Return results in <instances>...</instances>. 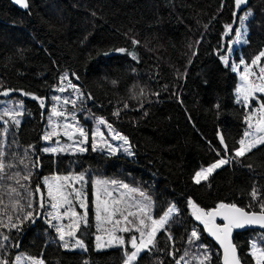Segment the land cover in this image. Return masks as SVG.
<instances>
[{"label":"trees","instance_id":"obj_1","mask_svg":"<svg viewBox=\"0 0 264 264\" xmlns=\"http://www.w3.org/2000/svg\"><path fill=\"white\" fill-rule=\"evenodd\" d=\"M28 2L22 11L10 0H0V114L1 104L22 106L18 125L9 117L0 119V153L14 165L0 174V261L14 264L21 253L44 264H124L133 248L127 243L97 250L93 222L86 230V250L64 248L51 226L56 223L48 215L44 178L84 174L90 185L95 177H104L141 189L151 198L153 218L173 204L178 209L165 225L168 231L156 234L155 247L149 246L133 264H200L205 249L211 257L205 264H222L219 248L188 200L206 211L224 203L261 212L264 145L231 159L256 103L247 106L238 97L239 76L222 57L248 9L252 16L240 53L251 63L263 51L264 0H250L244 9H237L234 0ZM117 48L135 52L138 59ZM235 59L239 61L238 54ZM67 82L76 85L80 119L91 126L103 118L128 138L133 156L91 146L75 154L43 151L50 106ZM221 157L231 162L197 184L196 172ZM33 211L26 219L25 213ZM194 229L200 238L189 244ZM234 240L241 262L256 264L251 244L258 241L264 248V232H237Z\"/></svg>","mask_w":264,"mask_h":264},{"label":"snow or ice","instance_id":"obj_2","mask_svg":"<svg viewBox=\"0 0 264 264\" xmlns=\"http://www.w3.org/2000/svg\"><path fill=\"white\" fill-rule=\"evenodd\" d=\"M17 4L22 6L23 8H28V2L27 0H15ZM247 0H235V7L237 9L240 8L242 4H246ZM95 15V13H93ZM248 15H251V13H248L244 16V20L248 19ZM243 23V21H241ZM229 31H231L232 26L231 25H226L225 26ZM132 43L139 44V41L133 39ZM247 43V41H245ZM116 52L124 53L128 52L127 49L125 48H117L114 49ZM104 55H109V52L105 51L103 53ZM128 54L132 57V59L136 60L138 59L137 55L135 52H128ZM264 57V51H261L252 61V65H257L258 62L261 60V58ZM224 60L225 64H228L227 57L222 58ZM241 63L244 64V71L241 74V79L245 81V84L241 85L239 92L242 94L243 99L245 103L249 101L250 97H254L255 93L259 92L264 94V67H260V74L258 76V79L261 80L260 84H256L254 81L250 80L249 77L255 75V73L252 72L251 67L246 63L245 61L241 60ZM233 71H236V67L232 68ZM78 78V77H77ZM113 84L116 82L113 81ZM70 86L74 89H76V85H71ZM64 88L58 89V91H64ZM9 93L8 91H5L2 93V95L7 96ZM141 94H143V89H141ZM25 95H28V93H25ZM33 99H39L38 97L33 96ZM55 99H60V97H55ZM71 102L73 106H75V100L69 101V100H64V103L67 104ZM239 103V101H237ZM41 106H43V100L40 101ZM127 107V105H125ZM257 111L260 112V117L259 119L256 120L255 126L251 123L252 117H248V126L249 128L254 127V132H244V137L239 140V147L234 149L235 156L232 157L231 159H235V157H243L246 155V153L251 152L254 148H256L258 145H264V102L260 103L259 108ZM53 115H63L62 112H57L56 108L53 107L52 109ZM21 113L19 111H16L14 109H9L5 108L3 113L0 114V119L3 117H9L12 119V122L15 124H19V120L15 119L16 116L20 115ZM114 115H119V111L115 112ZM100 124H104L108 127L109 130H112V125L107 123L103 118L99 119ZM72 127L71 125H65V135H68L69 138L71 139L72 133H69L67 131L68 128ZM75 132H78L80 137H82L81 143H85L88 140V134L85 132V130L82 127H78L74 129ZM114 131V130H113ZM52 135H57L55 131V125L53 126V131L50 133H46L44 135V139L48 140ZM97 136H100L103 139V134L100 133L98 130L96 132ZM112 139H118L123 141L125 145L129 144L128 138L126 136L121 135L120 133H115L112 137ZM220 143L223 145L224 151H228V146L224 142V137L221 135L220 136ZM96 149L95 143L93 144V150ZM108 149L112 154H115L117 151H119V148L112 147V145H108ZM58 150L62 149H57V148H45L43 151L45 152H51V153H56ZM87 149L80 148V151H86ZM124 151L132 155L130 148H124ZM27 152V150H26ZM3 153H0V174H3L5 172L6 168L13 167L14 165L12 164H6L4 159H3ZM219 155V153H217ZM231 159L221 157L219 160L216 162L210 164L208 167L203 168L201 171L196 172L195 174V182L199 184L202 180L206 181L208 177L218 168L222 167L225 164H228L231 162ZM23 163V161H21ZM0 179H3V175H0ZM24 180L30 179V173L28 175H25L23 177ZM59 179V178H57ZM64 179H68L65 177ZM79 180H83L84 177L83 175L78 177ZM17 184L20 183L19 180L16 181ZM47 183V181H46ZM106 184L107 182H101L97 181V184ZM112 184H116L117 181L113 180L111 181ZM24 187V185H21ZM123 188L128 189L130 192H137L139 191L136 188H129V185L127 184H122L121 185ZM48 187V195L51 198L52 201H55L54 203L51 204V207L53 209H58L61 205L63 204H69L71 205V201L68 199V196L71 195V192H65L63 190V186L60 184H55V183H47ZM12 192H15L16 189H11ZM37 192L40 191L39 186L36 189ZM76 197L80 200V206L81 208L85 209V212L83 216H80L79 213H76L72 211L71 207H69L65 214L66 215H71L72 217H77V219H74L70 224H68L66 227L68 231H65V226H57V225H51L54 227L59 234V239L60 241H63V247L64 248H69V242L65 240V237H75L76 231L80 227L81 221L87 226V204H86V197L82 195V192L80 190H74ZM105 194L107 196H111L110 192H107V189H104ZM140 195L144 197L147 201L148 204H137L135 205L137 211H132L131 208L133 205H128L125 204L123 207H116V205H120L122 203L121 200H100L99 197V190L97 191L96 194V220L100 221L101 220V212L103 211L104 213H107V220L109 222H112V217L119 213L122 218H123V223L125 225L132 224L133 221L129 220V217H133L134 219H138V223L142 227H137L135 230L140 233V238L139 242L137 240L136 236H132L130 238V243L133 249L135 251H132L131 254H127V259L125 260L124 264H133L134 261L137 260L138 254L145 249H149V246L155 247V239H156V234L160 230H164L167 232L168 230L165 228V225L168 223L169 219L172 217L173 213L179 214L178 209L176 206L173 204L170 207L167 208V210L163 213V215L159 219L153 218L151 215H149L150 211V205H151V198L146 196L145 193L140 192ZM250 195L255 199L257 198V190L255 188L252 189L250 192ZM189 206L193 209V215L197 220H200L205 227V230L209 232L212 236L216 238V240L221 244V246L224 248V264H240V260L236 254V248L235 246L231 243V233L233 228H241L244 227L246 224L247 225H259V227L264 228V203L260 204L261 212L260 213H255V212H247L241 208H238L235 204H224L220 203L216 208L206 211L203 208H200L198 205H196L191 199L188 200ZM31 203L29 204V207H31ZM39 207H43V196L41 195V199L39 201ZM35 212H27L25 213V218H31ZM48 215L51 217V219L54 220H59L61 218V214L57 211L55 213H48ZM147 217L148 220L151 221V225L149 226L148 224L145 223V219L143 217ZM216 216H221L226 223L223 225L216 224L215 223V218ZM9 220H11V217H9ZM50 223V221H49ZM121 220H115L114 224L119 225L121 224ZM148 229L147 231H144L143 229ZM120 231L128 232L130 231L129 227L124 226L120 229ZM2 235V234H0ZM199 234L198 232L194 229L191 232V235L188 239L189 244H195V241L199 240ZM4 239L7 240L8 237L4 236ZM97 241H100V237H96ZM112 239L116 240L120 245H123L125 243L123 237H112ZM168 239L171 240V233L168 232ZM111 240L109 241V246L111 245ZM74 247H79L84 250H86V247L83 243L82 240L76 239ZM102 247L101 244H97V248ZM253 252L252 255L255 257L256 264H264V250L257 249L256 245H253ZM150 250V249H149ZM183 259V258H181ZM210 255L207 253V250H204L203 253V259L201 260L200 264H205V262H210ZM0 264H8L7 260H2L0 261ZM35 264H44L43 260H37L35 261ZM177 264H179V261H177Z\"/></svg>","mask_w":264,"mask_h":264},{"label":"rangeland","instance_id":"obj_3","mask_svg":"<svg viewBox=\"0 0 264 264\" xmlns=\"http://www.w3.org/2000/svg\"><path fill=\"white\" fill-rule=\"evenodd\" d=\"M252 11L251 10H246L243 13L242 21L240 25L239 32L237 33V36L233 43L231 44L230 49L227 51V53L223 57H227L228 64L230 65L231 68L236 67V73L239 76V84L237 86V94L238 97L244 101L242 94L239 92V89L241 85L245 84V81L241 79V74L244 71V64L241 63V60L245 61V59L242 57V54L240 53V48L243 44H245V41H247V35H248V28H247V21L248 19L252 16ZM248 13H251V15H248V19L244 20V16ZM264 51V49H263ZM235 54L239 55V61L235 59ZM222 57V58H223ZM223 60V59H222ZM224 62V60H223ZM246 62V61H245ZM247 63V62H246ZM225 64V63H224ZM248 65L251 67V70L255 75L250 76L249 79L254 81L256 84H260L261 80L258 79V76L260 74V67H264V57L261 58V60L258 62L257 65H252L251 63H248ZM60 88H64V91H59L56 94V97H60V99H55L54 98V103L51 104L50 106V111L48 112L47 116V126L45 130L46 133H50L53 131V126L55 125V131L57 135H52L48 141H45V145L43 146V149L45 148H57V149H62L58 150L56 153L52 154H57V153H84L88 150V148L91 146L93 148V144L95 143L96 149L102 150L105 149L109 151L108 145H112V147L119 148V151L116 153H123L128 156H133L134 152L132 150V147L130 145V142L128 145H125L123 141L118 140V139H112L113 135L115 133H120L121 135L125 136L123 133L117 131L114 127H112V130H109L108 127L104 124H100L99 120H95L94 124L91 126H88V123L84 122L83 120L80 119L79 113H80V107L77 106L78 103V92L77 90H74L71 86L70 83L67 82L65 85L61 86ZM59 88V89H60ZM75 100V106L71 102L65 104L64 100ZM42 99H39L41 101ZM251 100L254 101L256 104L252 106V109L249 111L247 120H246V129L245 131L248 132H254V127L249 128L248 126V117H252L251 123L253 126H255L256 120L259 119L260 117V112L257 111L259 108L260 103L264 102V94L262 93H255L254 97H250L249 101L246 103L247 106L251 104ZM45 101L43 100V107L45 106ZM14 110L19 111L22 113V106L19 104H14ZM53 107L56 108L57 112H62L63 115H53L52 109ZM5 108L12 109L10 106L1 104V109L4 111ZM17 119V116L15 117ZM19 120V118L17 119ZM71 125L72 127L68 128L67 131L69 133H72L71 139L69 138L68 135H65V125ZM82 127L85 132L88 134V140L85 143H81L82 137H80L78 132H75L74 129ZM97 130L103 134V139L100 136L95 135ZM114 130V131H113ZM243 138H245L243 136ZM45 140V139H44ZM129 141V140H128ZM130 148V151L132 155L127 154L124 151V148ZM80 148L87 149L86 151H80ZM45 152V151H44ZM110 152V151H109ZM46 153H51V152H46ZM217 170V169H216ZM201 171V170H200ZM83 175L84 179L79 180L78 177ZM67 177L68 179H64ZM59 178V179H57ZM114 179L110 178H104V177H95L90 185L89 181L87 180L86 176L84 174H53L46 176L44 178L45 186H46V197L48 199V204L50 206V210L48 213H55L59 212L61 214V218L59 220H53L57 226H65V231H68L67 225L70 224L74 219H77V217H72L71 215H66L65 212L66 210L71 207L72 211L79 213L80 216H83L85 209L81 208L80 206V200L76 197L75 191L74 190H80L82 192V195L86 197V204H87V226L81 221L79 229L75 233V237H65V240L69 242V250H84L79 247H74L75 240L80 239L83 241L86 249H87V241H86V236H88V232L86 231L88 229V226L93 225L95 227V232H93V237H94V242H95V247L97 250H104L108 249L112 246L115 245H120L116 240L112 239V237H123L125 243L122 245L126 247L127 243L130 244V238L132 236H136L137 240L139 242L140 238V233L137 232L135 229L137 227H142L138 223V219H134L133 217H129V220H132V224L125 225L123 223V218L122 216L117 213L112 217V222H109L107 220V213H104L103 211L101 212V220L97 221L96 220V194L97 191L99 190V197L100 200L103 201L105 199L111 201V200H121L122 203L120 205H116V207H123L125 204L128 205H133L131 208L132 211H137L135 205L137 204H148V201L140 195L141 189L130 186L129 188H136L139 191L137 192H130L128 189L123 188L121 185L126 184L125 182L122 181H117L116 184H112L111 181ZM55 183V184H60L63 186V190L65 192H71V195L68 196V199L71 201V205L69 204H63L61 205L58 209H53L51 207V204L54 203L55 201H52L51 198L48 195V187L47 183ZM97 181L101 182H107L106 184H97ZM128 185V184H127ZM107 189V192L111 193V196H107L105 194L104 189ZM41 198V195H40ZM151 206V205H150ZM149 215L152 216V210L150 207V211L148 213ZM174 214V213H173ZM162 216V215H161ZM160 216V217H161ZM153 217V216H152ZM155 218V219H159ZM51 218V217H50ZM145 219V223L148 224L149 226L151 225V221L147 219V217H143ZM121 220L122 223L119 225L114 224L115 220ZM124 226L129 227L130 231L124 232L120 231V229ZM144 231H147L148 229H143ZM80 232L82 234L80 235ZM159 232V231H158ZM157 232V233H158ZM99 236L101 239L100 241H97L96 237ZM111 242V245L109 246V241ZM62 245H63V241ZM101 244L102 247L97 248V244ZM253 245H256L257 249L264 250V248L258 244V241H253L251 244V253L253 252ZM132 247V246H131ZM146 250V249H145ZM135 251V249H133ZM142 250L138 256L143 252ZM255 258V257H254ZM127 259V257H126ZM37 260H42L40 258H35L31 257L26 254H18V257L15 260L14 264H35V261ZM256 261V260H255Z\"/></svg>","mask_w":264,"mask_h":264},{"label":"water","instance_id":"obj_4","mask_svg":"<svg viewBox=\"0 0 264 264\" xmlns=\"http://www.w3.org/2000/svg\"><path fill=\"white\" fill-rule=\"evenodd\" d=\"M235 1V0H234ZM10 2L13 4V5H15L18 9H20V10H22V11H26L28 8H29V6H28V8H23L22 6H20L19 4H17L16 2H15V0H10ZM27 2H28V0H27ZM249 3H250V0H247V3L246 4H242L241 6H240V8L239 9H244V8H246L248 5H249ZM28 5H29V2H28ZM238 208H241V209H243V210H245V211H247V212H249V213H251V212H255V213H260V211H248V210H246V209H244V208H242V207H240V206H237ZM215 223L216 224H220V225H223L224 223H226V221H224L223 219H222V217L221 216H216V218H215ZM249 229H252V230H259V231H263L264 232V228H261V227H259V225H245L244 227H241V228H233L232 229V233H231V237H230V239H231V243L235 246V248H236V254H237V256H238V258H239V260H240V264H243L242 262H241V259H240V253H239V249L237 248V246H236V244H235V240H234V237H235V234L237 233V232H243V231H246V230H249ZM206 233H207V235H208V237L216 244V246L219 248V250H220V252H221V262H222V264H224V248L221 246V244L216 240V238L214 237V236H212L211 234H209V232L206 230Z\"/></svg>","mask_w":264,"mask_h":264}]
</instances>
